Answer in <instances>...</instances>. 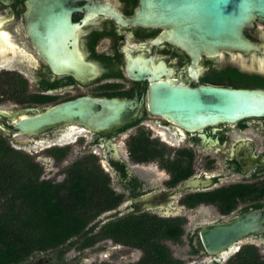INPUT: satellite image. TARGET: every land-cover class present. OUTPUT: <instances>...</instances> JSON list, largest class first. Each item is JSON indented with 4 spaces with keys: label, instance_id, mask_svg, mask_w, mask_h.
<instances>
[{
    "label": "flooded vegetation",
    "instance_id": "af4514ba",
    "mask_svg": "<svg viewBox=\"0 0 264 264\" xmlns=\"http://www.w3.org/2000/svg\"><path fill=\"white\" fill-rule=\"evenodd\" d=\"M28 1L0 0V83L30 90L26 97L35 101L14 110L44 109L83 97L144 102L137 120L104 135L69 124L19 140L3 136L39 165V181L66 183L76 176L77 163L101 170L102 174H86L92 179L87 193L90 208L112 207L87 226L88 236L119 245L122 260L138 253L131 264H174V259L184 258L190 260L185 264H264V116L190 132L146 109L148 78L158 74L168 83L233 88L258 87L246 86L253 80L264 88V75L231 62L222 67L217 58L203 57L192 69L194 79L184 52L166 42L152 44L159 30L117 21L132 17L138 0H59V69L54 74L28 36ZM261 32L264 28L256 27L246 35L259 41ZM145 70L143 80L130 77ZM227 70L241 77L220 84L219 74ZM55 100L47 107L35 106ZM70 134L73 140L60 142ZM36 149L48 156H33ZM53 164L61 166L55 170L61 174L56 181L49 179ZM187 183L190 186H184ZM107 189L115 199H108ZM253 212L263 219L255 233L214 253L206 251L204 229L228 225ZM115 221L117 240L104 229ZM72 241L79 246L82 237ZM66 248L70 247L33 254L20 264H65ZM72 262L83 264L82 257Z\"/></svg>",
    "mask_w": 264,
    "mask_h": 264
},
{
    "label": "water",
    "instance_id": "95a60500",
    "mask_svg": "<svg viewBox=\"0 0 264 264\" xmlns=\"http://www.w3.org/2000/svg\"><path fill=\"white\" fill-rule=\"evenodd\" d=\"M59 0H29L27 31L38 53L56 74V6ZM67 18H65V21ZM122 25L157 29L152 44L166 42L184 52L192 69L201 58L229 62L241 70L264 75V32L251 40L246 32L264 28V0H138L134 14ZM145 70L132 75L143 80ZM156 75L147 91L146 109L186 131L219 123H236L264 116V88H233L214 85L189 86L168 83ZM144 102L137 99L77 98L44 109L0 108V134L10 140L39 136L63 125L78 124L108 134L137 120ZM184 186H190L189 183ZM259 213H247L238 220L212 226L201 232L208 253L224 249L236 240L255 233L262 222Z\"/></svg>",
    "mask_w": 264,
    "mask_h": 264
},
{
    "label": "trees",
    "instance_id": "16d2710c",
    "mask_svg": "<svg viewBox=\"0 0 264 264\" xmlns=\"http://www.w3.org/2000/svg\"><path fill=\"white\" fill-rule=\"evenodd\" d=\"M240 77L238 72L222 71L219 83L225 85L229 83L227 79ZM249 82L246 86H261L257 80ZM131 154L135 156L134 150ZM73 170L76 176L60 185L39 181L42 171L39 165L13 149L0 135V264H20L36 253L71 248L75 243L72 240L78 237H82L79 249L99 241L100 238L88 236L87 226L112 205L100 210L90 208L87 193L92 179L86 174L102 172L84 163H77ZM107 196L115 199L108 189ZM104 229L114 240L118 239L119 222Z\"/></svg>",
    "mask_w": 264,
    "mask_h": 264
},
{
    "label": "rangeland",
    "instance_id": "374dc122",
    "mask_svg": "<svg viewBox=\"0 0 264 264\" xmlns=\"http://www.w3.org/2000/svg\"><path fill=\"white\" fill-rule=\"evenodd\" d=\"M220 64V66H227L229 65V59L227 57H224L222 60H217ZM31 86V85H30ZM18 86L15 85V83H0V108L6 109V110H14L18 108H24L27 105L33 104L35 101L27 99V94L30 92V90H26L25 92H21V89L17 88ZM32 87V86H31ZM32 91V90H31ZM33 102V103H32ZM56 103V100L52 103H46L41 105H35L39 108L47 107L50 105H53ZM17 149V148H13ZM33 156L36 155H42V156H48L47 152H39L37 149L35 152L31 153ZM52 169L50 168L49 171H52L53 173L49 176L51 181H56L57 178L61 176V174H56V168H61V166L52 165ZM184 246V245H183ZM181 249H184L183 247ZM64 249V248H63ZM122 250L119 245H116L113 242L101 240L98 241L95 245H93L90 248L86 249H79L78 244L73 245L71 248H66L65 254H64V262L65 264H73L72 260L74 257H82L83 264H98L101 262L109 263V264H131L132 260L134 259V256H138V253L132 254L130 258H126L125 260L121 259V253ZM176 252L174 253L173 257L175 256ZM174 264H185L187 261H190L189 259H179V260H173Z\"/></svg>",
    "mask_w": 264,
    "mask_h": 264
},
{
    "label": "bare ground",
    "instance_id": "6f19581e",
    "mask_svg": "<svg viewBox=\"0 0 264 264\" xmlns=\"http://www.w3.org/2000/svg\"><path fill=\"white\" fill-rule=\"evenodd\" d=\"M74 135H72V134H70V135H68L67 137H63L62 138V140H60V142H70L71 140H73L74 139ZM35 148H37V147H35Z\"/></svg>",
    "mask_w": 264,
    "mask_h": 264
}]
</instances>
